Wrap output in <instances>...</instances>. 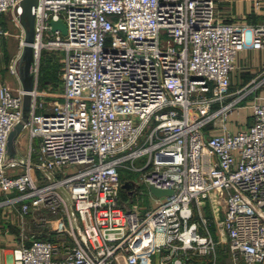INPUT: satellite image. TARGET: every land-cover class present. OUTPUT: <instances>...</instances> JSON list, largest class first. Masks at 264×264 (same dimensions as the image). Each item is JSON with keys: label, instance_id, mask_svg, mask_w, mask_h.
<instances>
[{"label": "built area", "instance_id": "built-area-1", "mask_svg": "<svg viewBox=\"0 0 264 264\" xmlns=\"http://www.w3.org/2000/svg\"><path fill=\"white\" fill-rule=\"evenodd\" d=\"M19 1L0 0V14L20 28L21 50ZM215 1L36 0L24 159L5 155L23 90L0 84V192L10 193L0 206L20 229L31 210L37 225L63 229L18 237L10 264H152L160 251L155 264L214 258L211 221L233 264H264V97L252 95L264 68L229 90L237 52L264 48V23L222 21ZM58 18L65 34L49 31ZM43 49L61 53L60 91L37 87ZM19 54L6 65L16 77ZM239 108L246 115L231 131ZM120 169L172 193H148L157 202L143 211L126 207ZM201 200L221 216L206 218Z\"/></svg>", "mask_w": 264, "mask_h": 264}, {"label": "crops", "instance_id": "crops-1", "mask_svg": "<svg viewBox=\"0 0 264 264\" xmlns=\"http://www.w3.org/2000/svg\"><path fill=\"white\" fill-rule=\"evenodd\" d=\"M215 14L218 19L228 22H245L249 24L264 23V0H216ZM8 15V16H7ZM8 21L10 13L0 14V25L5 31L0 38V84H7L12 90L20 86L18 77L7 72L6 65L9 60L21 50L19 48L20 28H10ZM233 69L229 73V90L235 91L251 78L258 76L264 68V48H245L235 55ZM252 95L261 99L264 97V84L259 86ZM244 110L232 112L228 117V125L231 131L236 130L234 124L239 125L245 116ZM240 121V122H239ZM27 130H21L16 136L14 148L17 156L24 159L28 155L29 142H27ZM28 143V144H27ZM36 140L31 142V148L36 150ZM34 159V152L31 154ZM10 193L0 192V200L8 197ZM12 210L0 206V264H10L12 249L18 246V237L15 232V223L9 225L7 213Z\"/></svg>", "mask_w": 264, "mask_h": 264}, {"label": "rangeland", "instance_id": "rangeland-1", "mask_svg": "<svg viewBox=\"0 0 264 264\" xmlns=\"http://www.w3.org/2000/svg\"><path fill=\"white\" fill-rule=\"evenodd\" d=\"M8 14V12H5ZM8 16V15H7ZM10 28H13L12 21H8ZM42 51L49 52L51 54L52 62L55 66L52 67V70L49 68H45L42 66L40 68V56L38 61V73L39 77L44 75L46 77L51 76L53 74V83L49 80L43 87H38V89L48 90L51 92L60 91L61 82H60V66H61V53L57 50H48L43 49ZM40 52V55H41ZM29 142V139H27ZM28 144V143H27ZM34 146V140H33ZM139 160H135V164H137ZM119 191H118V201L122 202L126 207H132L138 211H143L149 207H152L156 204V200L149 198L147 188L144 184H142L139 180L138 174L135 171L130 169H120L119 170ZM200 208L202 214L206 218L212 217H220L221 211L219 209H214V212L208 208V203L204 200L200 201ZM7 220L9 221V225L13 222L15 223V219L17 218L16 212L11 211L7 213ZM38 215L35 211H29L25 216H23V227L20 229L15 226V234L17 237L23 236L22 244H27L31 239L40 238V237H53L55 238L56 230L63 229V227H54L53 225L48 227H41L36 224ZM11 222V223H10ZM64 226V225H63ZM210 232L212 237L215 240L214 247V258L211 256H201V255H185L182 259V264H233L232 255L229 251V248L226 244L224 236L218 231V228L214 224L213 221L210 222ZM165 255L164 251L157 252L152 255L151 263L155 264L162 256ZM213 259V260H212ZM168 259H167V263ZM234 264H243L240 259H236Z\"/></svg>", "mask_w": 264, "mask_h": 264}, {"label": "water", "instance_id": "water-1", "mask_svg": "<svg viewBox=\"0 0 264 264\" xmlns=\"http://www.w3.org/2000/svg\"><path fill=\"white\" fill-rule=\"evenodd\" d=\"M36 0H20V12L16 15L17 20L23 30V45L16 62L17 77L23 90L21 104V120L16 122L10 129L6 141V157L20 160L14 148V142L18 133L22 130V121L27 118L30 104L29 91L33 87V76L30 72V64L32 62V34H33V15L31 7L34 6ZM50 26L49 31L57 29L61 34H65V26L60 18L48 21ZM148 193L154 198H159L164 195H170L171 189L159 188L152 184L146 185Z\"/></svg>", "mask_w": 264, "mask_h": 264}, {"label": "trees", "instance_id": "trees-1", "mask_svg": "<svg viewBox=\"0 0 264 264\" xmlns=\"http://www.w3.org/2000/svg\"><path fill=\"white\" fill-rule=\"evenodd\" d=\"M40 68L42 66H45V68H49L52 70V67L55 66V64L52 62V59H51V54H49V52H46V51H42L41 52V55H40V64H39ZM39 75V73H38ZM53 74L51 76H44V75H41L40 77L37 76V87H43L46 85L47 82L52 81L53 83ZM40 238H43V237H40Z\"/></svg>", "mask_w": 264, "mask_h": 264}]
</instances>
